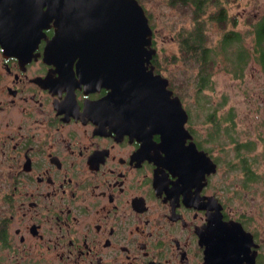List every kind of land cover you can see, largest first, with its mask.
<instances>
[{"label":"flooded vegetation","instance_id":"obj_1","mask_svg":"<svg viewBox=\"0 0 264 264\" xmlns=\"http://www.w3.org/2000/svg\"><path fill=\"white\" fill-rule=\"evenodd\" d=\"M38 1L0 0V264H264V95L218 103L203 136L167 78L187 114L170 160L149 124L112 115L78 58L60 71ZM247 52L236 76L250 56L264 69ZM188 146L215 171L183 159Z\"/></svg>","mask_w":264,"mask_h":264},{"label":"water","instance_id":"obj_2","mask_svg":"<svg viewBox=\"0 0 264 264\" xmlns=\"http://www.w3.org/2000/svg\"><path fill=\"white\" fill-rule=\"evenodd\" d=\"M38 3L39 9L46 8L41 15L55 21V35L47 53L60 71L71 73L78 58L76 67L81 79L89 85L110 89L104 103L106 107L111 105L112 115L121 111L125 118L145 121V125L149 124L150 129L161 135V147L170 151L173 160L172 152L178 151L174 147L185 135L187 114L178 96L168 88V79L154 73L150 64L156 53L152 47L153 31L139 1L39 0ZM189 147L183 159L189 161L202 154L203 174L211 172L208 165L215 171V165L204 152L197 153L194 146ZM223 245L227 246V240Z\"/></svg>","mask_w":264,"mask_h":264},{"label":"rangeland","instance_id":"obj_3","mask_svg":"<svg viewBox=\"0 0 264 264\" xmlns=\"http://www.w3.org/2000/svg\"><path fill=\"white\" fill-rule=\"evenodd\" d=\"M138 1L149 15V24L154 31L153 47L156 48L158 69L169 79L170 87L184 99L186 106L193 113L197 129L201 126L199 134L205 136L213 129L205 119L214 111V106L218 103L225 100L238 104L241 107L237 112H240L245 111L244 104H241L244 97L264 95V69L252 56L238 76L225 70L229 63L225 57L219 58L213 68L210 87L199 91L196 88L195 78L198 68L180 55L178 46V34L192 27L191 13L178 7H171L168 0ZM220 2L225 7L227 23L222 27L216 23L207 25L205 34L208 35L210 44H217L225 31L233 30L239 33L242 48L252 53V25L264 16V0H221ZM196 97L201 98L196 99ZM256 200L258 201V198Z\"/></svg>","mask_w":264,"mask_h":264},{"label":"trees","instance_id":"obj_4","mask_svg":"<svg viewBox=\"0 0 264 264\" xmlns=\"http://www.w3.org/2000/svg\"><path fill=\"white\" fill-rule=\"evenodd\" d=\"M221 0H168L169 5L191 13L192 27L178 34V46L181 56L197 66L196 88L207 89L211 84L214 65L219 58L225 57L228 64L225 70L235 73L241 71L248 52L241 46L240 36L236 31H225L217 44L211 45L208 39V24L223 26L227 23L225 7ZM254 36L253 52L264 66V16L252 25ZM236 45V51L232 48ZM232 68V69H231Z\"/></svg>","mask_w":264,"mask_h":264}]
</instances>
